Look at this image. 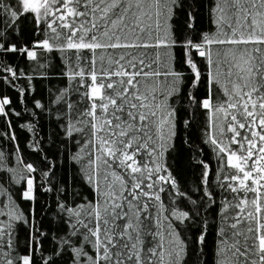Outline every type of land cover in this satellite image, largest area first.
Returning <instances> with one entry per match:
<instances>
[{"label": "snow or ice", "instance_id": "6c2138e0", "mask_svg": "<svg viewBox=\"0 0 264 264\" xmlns=\"http://www.w3.org/2000/svg\"><path fill=\"white\" fill-rule=\"evenodd\" d=\"M0 264H264V0H0Z\"/></svg>", "mask_w": 264, "mask_h": 264}, {"label": "trees", "instance_id": "16d2710c", "mask_svg": "<svg viewBox=\"0 0 264 264\" xmlns=\"http://www.w3.org/2000/svg\"><path fill=\"white\" fill-rule=\"evenodd\" d=\"M201 11H202V18L198 23V27L200 28V30H207L209 27L208 20H207V12L204 9H202ZM60 86H62V82L60 80H57V79H53L50 83L48 81H44L41 84L42 89H46L48 87H60ZM19 136H20L21 146L24 147L28 142L26 139V134L23 131H20ZM44 147L46 149H49L50 151L53 150L49 144H45ZM25 158L28 160H33V159H35V156L33 153H31L30 151H28L26 149ZM186 178L188 179L189 187H191L193 180H194V176H192L191 174H187Z\"/></svg>", "mask_w": 264, "mask_h": 264}]
</instances>
